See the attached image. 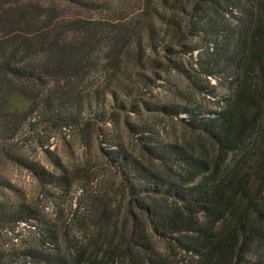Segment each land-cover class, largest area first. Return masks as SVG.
<instances>
[{"label": "trees", "instance_id": "obj_1", "mask_svg": "<svg viewBox=\"0 0 264 264\" xmlns=\"http://www.w3.org/2000/svg\"><path fill=\"white\" fill-rule=\"evenodd\" d=\"M96 1L0 0V157L25 166L40 182L60 185L69 179L66 170L52 171L17 152L15 145L24 126L27 131L40 126L79 127L85 114L104 120L109 103L106 95L114 104L122 103L118 87H77L82 82V65L91 62L95 53L104 52L103 57L112 61V54L130 51L141 65L152 61L164 66L159 63L163 57L180 70L169 58L172 44L159 35L153 20L155 9L153 14L145 7L141 21L145 38L141 39L137 32L122 31L110 20L80 17L72 10L94 9ZM170 1L171 6L197 7L200 13L215 9L214 4L221 7L219 0ZM245 6L232 55L206 60L210 65L205 75L212 74L220 60L225 65L232 62L237 69L231 101L219 109L172 102L154 106L165 113H185L181 118L211 139L217 156L199 155L145 128L139 131L141 148L151 160L166 165L170 175L159 174L121 144L114 142L104 150L121 173L149 230L195 256V264H264V129L258 121L264 105V92L259 91L264 82V12L257 11L254 0ZM194 20L200 21L203 31L215 25L202 15ZM29 82L35 86L29 88ZM246 106L249 110L245 111ZM247 142L254 148L244 149ZM241 149L245 161L231 164L217 159L222 152L226 156ZM32 213L24 201L0 200L1 222L26 220L34 217ZM21 253L43 257L30 248L11 250L0 252V264H13ZM50 257L47 260L52 264H73L58 254ZM143 263L159 264V259L146 252Z\"/></svg>", "mask_w": 264, "mask_h": 264}, {"label": "rangeland", "instance_id": "obj_2", "mask_svg": "<svg viewBox=\"0 0 264 264\" xmlns=\"http://www.w3.org/2000/svg\"><path fill=\"white\" fill-rule=\"evenodd\" d=\"M250 1L219 0L221 7L214 4L215 9L207 13H200L197 7L171 6L170 0L167 4L160 0H97L94 9L73 7L80 17L110 20L122 31L137 32L141 39L145 38L141 25L145 7L153 14L155 9L153 20L159 35L172 44L174 51L169 58L180 65V70L172 68V63L163 57H159V63L164 66L152 61L137 64L132 53L125 50L112 54V61L103 57L104 52H97L91 62L82 65L79 89L118 87L122 103L114 104L106 95L107 102L113 105L106 104L104 120L85 114V122L79 127L40 126L27 131L24 126L15 145L17 152L52 171L66 170L69 181L60 185L40 182L25 166L0 157V200L24 201L34 216L0 221V252L30 248L43 255L28 257L21 253L13 264H52L49 258L53 254L66 257L73 264H144L146 252L152 254V259H159V264L196 263L195 256L149 230L121 173L104 150L114 142L121 144L159 174L170 175L166 165L151 160L141 148L138 136L145 128L156 137L180 142L199 155L210 159L217 156L218 149L211 139L181 118L186 117L185 113H165L154 106L172 102L219 109L231 101L237 69L232 62L225 65L220 60L212 68L213 73L205 75L210 65L206 60L232 55L237 27L244 18L245 4ZM254 5L258 12H264V0H254ZM199 15L206 22H215L213 29H200V21L194 20ZM28 85L33 88L35 83ZM259 91L264 92V82ZM244 109L249 110V106ZM258 121L264 129V105ZM258 135L257 132L254 136ZM243 148L248 151L254 146L247 142ZM242 151L226 156L222 152L217 159L231 164L245 161Z\"/></svg>", "mask_w": 264, "mask_h": 264}]
</instances>
